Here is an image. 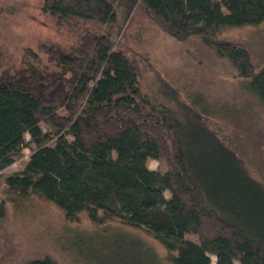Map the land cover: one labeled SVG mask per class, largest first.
I'll return each instance as SVG.
<instances>
[{"label": "trees", "instance_id": "1", "mask_svg": "<svg viewBox=\"0 0 264 264\" xmlns=\"http://www.w3.org/2000/svg\"><path fill=\"white\" fill-rule=\"evenodd\" d=\"M139 6L174 40L199 39L229 61L264 110V65L217 37L262 24L264 0H44L42 13L58 26L94 28L80 30L69 50L50 47L47 65L31 53L0 73V182L68 220L84 214L141 231L167 264H264V181L207 125L219 110L198 93L182 101L169 93L166 102L143 94L116 46ZM24 149L23 168L3 175ZM24 264L57 263L46 255Z\"/></svg>", "mask_w": 264, "mask_h": 264}, {"label": "rangeland", "instance_id": "2", "mask_svg": "<svg viewBox=\"0 0 264 264\" xmlns=\"http://www.w3.org/2000/svg\"><path fill=\"white\" fill-rule=\"evenodd\" d=\"M44 0H0V73L20 68L34 53L47 65L50 47L69 50L83 28L58 26L42 13ZM218 39L245 47L255 68L264 65V22L258 26L224 28ZM116 46L135 66L143 94L166 102L177 92L182 101L198 93L217 110L209 128L242 159L248 170L264 181V110L235 77L233 66L220 59L199 39L179 42L168 36L145 9L137 7L123 25ZM23 157L2 172L20 171ZM151 170L164 164L148 159ZM0 264H24L43 256L57 264H167L164 249L151 237L117 222L91 223L84 214L65 218L53 204L34 195L21 197L0 182ZM186 239L197 241L187 234Z\"/></svg>", "mask_w": 264, "mask_h": 264}]
</instances>
